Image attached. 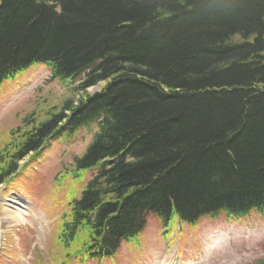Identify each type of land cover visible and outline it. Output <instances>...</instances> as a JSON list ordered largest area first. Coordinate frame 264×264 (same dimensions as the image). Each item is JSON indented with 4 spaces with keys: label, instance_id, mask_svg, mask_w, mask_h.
<instances>
[{
    "label": "trees",
    "instance_id": "obj_1",
    "mask_svg": "<svg viewBox=\"0 0 264 264\" xmlns=\"http://www.w3.org/2000/svg\"><path fill=\"white\" fill-rule=\"evenodd\" d=\"M38 63L73 95L10 131L0 186L60 131L96 126L63 264L114 258L150 213L264 215V0H0V87Z\"/></svg>",
    "mask_w": 264,
    "mask_h": 264
},
{
    "label": "rangeland",
    "instance_id": "obj_2",
    "mask_svg": "<svg viewBox=\"0 0 264 264\" xmlns=\"http://www.w3.org/2000/svg\"><path fill=\"white\" fill-rule=\"evenodd\" d=\"M51 67L35 64L0 87V149L23 118L61 105L72 97L74 84L51 79ZM98 90L91 87L90 92ZM74 99H78L76 94ZM42 119L46 117L42 114ZM96 126L66 136L60 131L18 172L0 186V264H63L58 238L70 202L79 197L94 170H76L75 157L91 142ZM21 220L6 213L21 209ZM6 218V219H5ZM261 264L264 262V215L256 211L236 219L224 214L181 220L176 213L163 218L150 213L144 230L124 241L114 258L72 260L69 264Z\"/></svg>",
    "mask_w": 264,
    "mask_h": 264
},
{
    "label": "bare ground",
    "instance_id": "obj_3",
    "mask_svg": "<svg viewBox=\"0 0 264 264\" xmlns=\"http://www.w3.org/2000/svg\"><path fill=\"white\" fill-rule=\"evenodd\" d=\"M17 204L21 209H18L17 211H15V212H13L12 210H8L7 211V215H6V217H7V219L8 220H10V218H12V219H15V220H21V218H22V215L24 214V212H23V209H26V202L25 201H18V202H14V204ZM6 219V218H5ZM161 264H167V263H165V262H163V263H161Z\"/></svg>",
    "mask_w": 264,
    "mask_h": 264
}]
</instances>
